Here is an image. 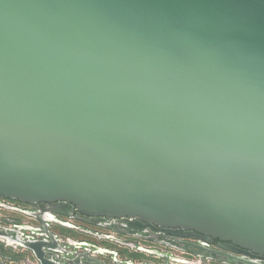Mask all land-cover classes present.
<instances>
[{"label": "water", "instance_id": "95a60500", "mask_svg": "<svg viewBox=\"0 0 264 264\" xmlns=\"http://www.w3.org/2000/svg\"><path fill=\"white\" fill-rule=\"evenodd\" d=\"M0 196L264 255V0H0Z\"/></svg>", "mask_w": 264, "mask_h": 264}, {"label": "flooded vegetation", "instance_id": "af4514ba", "mask_svg": "<svg viewBox=\"0 0 264 264\" xmlns=\"http://www.w3.org/2000/svg\"><path fill=\"white\" fill-rule=\"evenodd\" d=\"M0 204V230L16 231L19 239L25 241L52 242L50 237H54L57 247L46 251L52 253L50 259L60 264H205V261L209 264H264V255L239 250L231 242L191 231L184 232L193 233V236L181 237L172 236L163 227L146 226L144 230H134L127 226L125 218L89 216L69 205L65 207L68 214L56 213L57 203L29 204L0 196ZM59 228L74 230L81 237L64 238ZM105 241L113 246L100 244ZM0 242L24 248L36 264H41L35 254L19 242L13 243L3 237ZM201 248L206 256L197 254ZM133 253H149L147 255H153L154 259L134 260ZM186 256L194 257L196 261Z\"/></svg>", "mask_w": 264, "mask_h": 264}, {"label": "rangeland", "instance_id": "374dc122", "mask_svg": "<svg viewBox=\"0 0 264 264\" xmlns=\"http://www.w3.org/2000/svg\"><path fill=\"white\" fill-rule=\"evenodd\" d=\"M60 234L64 238H79L81 237L78 232H70L64 228H59L58 230ZM78 233V234H77ZM93 241H95L94 238H92ZM100 243V242H98ZM100 244H103L105 246H113L112 243L109 242H102ZM148 244V243H145ZM152 245V244H150ZM149 253L141 254V253H133V259L134 260H145V259H154L153 255H147ZM189 259H193L196 261V258L191 257V256H186ZM208 262V263H207ZM0 264H36L34 257L25 250L24 248H14L11 246H7L6 243L0 242ZM176 264H178L176 262ZM188 264V263H185ZM205 264H209V261H205Z\"/></svg>", "mask_w": 264, "mask_h": 264}, {"label": "built area", "instance_id": "2783aa9c", "mask_svg": "<svg viewBox=\"0 0 264 264\" xmlns=\"http://www.w3.org/2000/svg\"><path fill=\"white\" fill-rule=\"evenodd\" d=\"M4 202H7V204H9L8 201H4ZM1 208H2V204H0V209H1Z\"/></svg>", "mask_w": 264, "mask_h": 264}]
</instances>
